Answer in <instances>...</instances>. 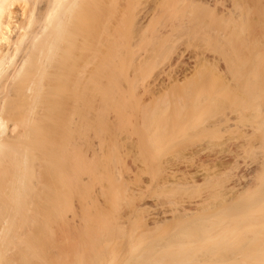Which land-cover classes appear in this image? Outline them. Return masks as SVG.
Masks as SVG:
<instances>
[{"label": "bare ground", "instance_id": "bare-ground-1", "mask_svg": "<svg viewBox=\"0 0 264 264\" xmlns=\"http://www.w3.org/2000/svg\"><path fill=\"white\" fill-rule=\"evenodd\" d=\"M171 5L172 0L161 5L157 0H0V264H58L59 257H47L54 247L44 252L46 239L55 238L58 223L77 220L73 203L82 200L87 216L101 214L91 195L95 123L110 115L111 107L117 131L128 122L123 69L113 59L142 58L140 29L148 30L144 38L154 42L157 17ZM190 58L194 56L179 53L174 63L162 65L149 83L152 90L132 110L141 132L133 147L148 153L143 160L152 177L139 174L143 168L135 156L130 159L133 175H114L123 187L119 197L127 189L142 191L153 180L156 190L138 197L130 208L135 222L143 221L139 227L144 232L166 220L178 228L164 243L123 264H192L213 255L230 259L227 254L255 250L264 240V93L251 89L250 81L239 88L220 79L209 87V81H199L163 88L185 69L178 62L191 63ZM99 130L103 154L126 141L119 131ZM150 205L157 208L150 210ZM69 217L73 220L65 219ZM113 222L104 231L100 223L94 229L107 238L120 231ZM230 226L228 231L240 237L222 238L202 259L192 257L189 244L227 233ZM84 228V233L89 230ZM104 238L92 240L97 247L91 264H103ZM164 247L173 249L160 255ZM77 256L72 264L83 263Z\"/></svg>", "mask_w": 264, "mask_h": 264}, {"label": "rangeland", "instance_id": "rangeland-1", "mask_svg": "<svg viewBox=\"0 0 264 264\" xmlns=\"http://www.w3.org/2000/svg\"><path fill=\"white\" fill-rule=\"evenodd\" d=\"M157 1L158 4L161 5L165 0ZM171 6V10L160 13L157 17L155 30L157 29L158 34L154 42H150L148 39L145 40L144 35L148 32V30L143 28L140 29L143 39L137 48L139 49L138 51L143 54L142 58H120L122 59L121 62L118 58H115V60L118 59L122 65L118 63L117 60L115 61L113 59L116 68L123 69L122 84H124V86L122 85V88L125 91V98L127 99V103L125 101L124 107V120L126 122L128 121L126 123L128 125L126 126L124 121L123 123L125 125L123 124V128H120L121 130L118 129V131L120 134H125L126 141H121L120 143H122V145L120 146H117L118 143L116 145L113 144L115 147H113L114 151L112 148L110 150L112 153L109 151L107 155L105 153H101L99 150V143L101 141V137H103V133H100L99 129H103V131L104 129L107 131L111 129L109 131L114 133L117 131L115 127L117 126V128H119V125L116 123L114 125V120H112L116 114V109L111 107L110 115H108L109 123L108 120H106L108 117L106 114L102 117V119L95 123V131L97 132L95 133L92 142L95 149L92 161L94 162L93 168L95 171H92L95 173H92L94 174L93 182L91 184L93 186H91L92 204H94L93 207H98L100 209L99 211L101 214H93L90 212L91 215L87 213L90 215L87 216L83 214L84 210L87 208L85 207L86 209L84 210L81 208L86 206V204L82 205V200H78L73 203L70 209L72 208L71 210L75 211L76 214H74L78 218L75 217L77 219L75 222L72 221L73 219H70V217L65 219L72 221L75 224V227L79 230L77 231L76 229L75 231L74 224L72 222H63L67 221L63 218L64 220L61 221L63 223H58L61 225L55 227L57 229L53 230L55 235L52 234V236L54 235L57 239L53 238V240H50V237L46 239V244L49 241L47 246L49 247V245H51V247H54V249H52L53 255L50 254V247L47 248V250H44V252L46 255L50 252L49 254L52 256H47L50 259H57V257H59L57 259L59 262L58 264L76 263V259H78L76 258L77 254L78 256L82 255L83 257L84 261L83 263L81 262V264H91V256H94L96 252L94 247H97V245L93 242H100L104 238L102 236L101 229L100 232L96 230L99 229V226L101 227V225L104 224L103 227H101L102 231H104V229L109 226V222L114 221L115 223L113 222V224L120 226V231L114 232L112 235L104 238L106 242L103 241V243H106V246L103 251V264H123L122 261L124 262V260L129 259L141 250L153 247L156 244L164 243L169 236L174 235L177 231L178 227L175 223L170 220H166L165 222L158 223L154 228H152V231L150 230L149 233H146L141 228L143 225V223L141 225L142 220L139 221V218H136V222L138 221L137 223L139 224L138 225L133 216L130 214V208L137 201L138 197L152 194L156 190L153 185V180L151 181L152 183L146 182L147 187H144L142 191L127 189L126 195L123 197L120 194L121 197H119V193H124L123 187H120L114 178L115 174H117V177H124L133 175L136 172L130 163V159L134 156L136 160L139 159L138 163L141 161L140 163L143 164L141 165L139 163L141 169L143 168V170H138L139 174L144 173L145 176H148L149 174V177H152L153 175V171L144 161L146 159L145 156L148 153L145 154L144 152H141L139 147H133L132 142L134 140L136 143H139L138 135L140 137L141 132L138 128L139 125L137 123V117H135L134 121L137 124L136 127L138 129L136 128L135 131L133 130V125L135 124L132 120L134 119L132 118V115L134 117L135 114L132 110L136 108V106L140 105L139 100L141 102L147 97V91L150 92L152 90L149 83L158 75L162 65L167 62L174 63V55L179 53L191 54L194 58H190L191 63L183 59L178 62L179 65L185 69H180L175 72V74L172 75V78L162 86L163 88L170 87L175 89L189 86L195 84L196 82L198 84L199 81L201 83L203 82L204 85L209 81V84L207 83L205 85L209 87L211 83L213 84V81L218 82L217 79H220L219 81H229L232 84L231 85L227 82L230 86H236L239 88L241 86L244 88L248 81H250L251 83H249L253 85L250 86L251 89H255V91L261 90L262 93H264V0H172ZM161 30H164L165 32L162 33ZM114 65L113 67L115 68ZM114 68L113 71L115 70ZM252 77L253 80L251 79ZM249 78L252 81L249 80ZM200 82L199 84H201ZM249 83L247 85H249ZM130 115L131 117H129ZM127 118H130L132 124L129 123V120H126ZM99 122L100 124H98ZM105 123H108L106 126H108L109 129L108 127L104 128L106 127ZM129 127L132 128V131L134 133L136 132V134L131 133L132 131ZM113 137L114 136H112V138ZM137 145L138 144H136V146ZM136 148L138 149L137 152H139V157H137L138 155L135 152L137 150ZM119 158H121V160H119ZM143 158L145 159L143 160ZM133 181L134 179H131V183ZM201 191V189H197V193ZM155 208H157V206L154 207L150 205V210H154ZM77 211L79 213L82 212V215H80ZM85 216L87 217L85 218ZM99 223L101 225H99ZM65 225L67 226L65 227ZM94 226L98 227V229L96 228L95 230ZM58 227L60 229H58ZM84 227L89 229L86 230L87 232L85 231V233ZM90 229L92 233L97 232V234H92ZM232 229L233 227L231 226L227 228L228 234L226 232H219L213 236L211 235L206 237L205 239H198L197 241L196 239H192L196 242L187 246L194 252L193 254H195L192 257H196L198 259L199 255V258L202 259L201 256H203V254L209 251L212 247L219 244V242L222 241V238L227 237L226 239H232L236 236L240 237L235 232V234L229 232L232 231ZM57 230H59V232ZM79 231L82 232L80 233ZM83 233L87 234L90 239H88L86 235L87 239L84 238L85 236ZM89 234H92L91 237ZM99 234L101 235L99 236ZM263 242L264 240L257 242L255 250L238 251L235 256L234 254H227L230 256L232 255L230 259H223L222 257V261L221 255L220 257L213 255L211 258L209 257L207 261H204L203 259L201 261L195 260L192 264H264ZM90 245H92V247ZM57 247H61L59 251L57 250ZM259 247L262 251L258 249ZM48 249H50V251H48ZM172 249L173 248L164 247L159 251V254L166 255ZM54 250H57V256L56 251Z\"/></svg>", "mask_w": 264, "mask_h": 264}]
</instances>
